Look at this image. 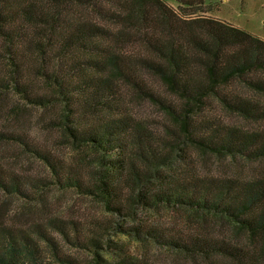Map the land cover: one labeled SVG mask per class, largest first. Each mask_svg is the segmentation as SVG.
<instances>
[{"label": "trees", "instance_id": "16d2710c", "mask_svg": "<svg viewBox=\"0 0 264 264\" xmlns=\"http://www.w3.org/2000/svg\"><path fill=\"white\" fill-rule=\"evenodd\" d=\"M173 1L176 8L164 0H0V61H7L0 67V91L10 84L31 105L48 114L56 109L53 128L61 129L80 152L100 153L99 169L85 176L23 133H5L1 127L0 143L14 141L45 162L55 184L97 196L118 213L135 205L203 214L189 230L169 225L134 229L190 264H264V40L205 16V0ZM90 9L98 24L79 13ZM117 42L137 44L141 56L116 51ZM145 75L181 99L166 108L179 119L183 140L231 159L236 175L195 172L185 150L178 148L181 141L174 146L180 163L171 169L169 154L157 147L123 99L121 83L136 96L164 105L160 96L147 92ZM37 76L51 85L52 93L33 90ZM240 85L260 97L242 92ZM216 100L258 127L191 117ZM150 180L156 184L149 185ZM30 182L0 161L1 194L28 200ZM127 188L133 192L129 197ZM205 215L230 222L238 238L214 237L219 231H211ZM48 229L83 243V233L72 223L66 227L48 220L25 227L0 221V264H48L42 243L65 262ZM115 264L137 263L125 257Z\"/></svg>", "mask_w": 264, "mask_h": 264}, {"label": "rangeland", "instance_id": "374dc122", "mask_svg": "<svg viewBox=\"0 0 264 264\" xmlns=\"http://www.w3.org/2000/svg\"><path fill=\"white\" fill-rule=\"evenodd\" d=\"M164 1L173 8L177 7L173 0ZM204 11L205 16L228 22L264 40V0H205ZM79 13L98 24V15L91 9L81 12L79 10ZM101 25L112 27L105 22ZM115 50L135 59L142 54L135 43L124 45L117 42ZM6 63L5 60L0 61L1 69ZM145 78L147 92L149 90V93L155 94L156 97L160 96L164 105L151 98L136 96L121 83L123 99L131 115L146 129L157 147L169 154L171 169L180 163V152L175 151L174 146L176 142L181 141L178 148L185 150L195 172L213 177L236 175L237 169L231 159L199 150L183 140L184 134L179 119L166 108L168 105L181 104V99L172 94L156 77L145 75ZM31 86L39 95L53 91L51 85L38 76ZM242 87L244 86L240 85L238 89L250 96L255 95V98L260 97ZM0 96V127L3 132L23 133L31 144L45 149L63 164L75 168L85 176L95 170L93 168L99 169L97 159L100 153L91 149H87V153L80 152L68 143L61 129L53 128L52 117L56 109H50L48 114V110L31 105L14 92L10 84L1 89ZM204 115L216 118L223 124H234L245 129L258 127L237 117L218 100L204 112H195L191 117L198 120ZM173 133L180 137H175ZM0 161L16 173L31 178V188H26L30 193L28 200L0 193V221L28 227L33 223L44 225L48 220H56L66 224V227L71 223L75 224L83 233V243L77 244L75 239L67 241L56 230L48 229L58 252L65 258V262H58L49 246L42 243L48 264H115L125 257L134 258L137 264H190L175 251L157 245L149 236H145L144 232L134 233V229L169 225L189 230L188 226L194 228L196 223L200 224L198 220L204 218L203 214L174 211L162 206L149 210L135 205H126L125 209L122 208L121 213H118L108 209L106 203L97 196L82 194L73 187H60L55 184L54 175L45 162L26 152L14 141L0 143ZM141 169L146 170L143 166ZM151 184L156 183L150 180L149 185ZM124 193L129 197L133 192L127 188ZM134 193L136 194L137 190ZM130 207L132 212L128 215ZM205 216L211 231H219L214 237L238 238L230 222H221L218 217L212 215ZM70 234L74 238L73 233ZM90 237L96 240L94 245L88 241Z\"/></svg>", "mask_w": 264, "mask_h": 264}]
</instances>
